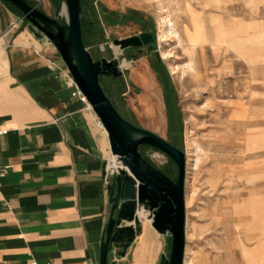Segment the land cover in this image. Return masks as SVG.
I'll return each instance as SVG.
<instances>
[{
    "label": "rangeland",
    "instance_id": "obj_1",
    "mask_svg": "<svg viewBox=\"0 0 264 264\" xmlns=\"http://www.w3.org/2000/svg\"><path fill=\"white\" fill-rule=\"evenodd\" d=\"M61 5L58 0L54 17L58 21L64 20ZM92 7L95 13L101 12L100 7ZM128 10L140 14L124 22L111 14ZM190 12L207 29L193 47L183 32V26H191ZM165 14L180 33L179 45L160 36ZM91 17L96 23L95 15ZM98 20L93 38L86 36V48L94 60L114 58L126 69L122 76H99L105 94L126 120L155 133L185 155L184 264H259L260 258L248 261L246 252L264 234V0H113L106 4V23ZM226 20L248 26L253 54L248 118L235 113L245 100L241 52L234 54L236 63L230 67L231 49L225 37L216 41L215 25ZM140 31H150L155 37L142 58L131 59L133 48L115 52L113 39ZM236 36L240 43L243 33L238 31ZM162 50L170 57L163 58ZM123 60L128 65H122ZM189 60L199 72L197 80L186 66ZM169 63L178 65L176 73H171ZM145 77L155 85L153 99L146 91ZM152 107L160 113L161 127L149 112ZM139 150L152 165L176 179L177 166L168 155L147 145ZM110 155L108 148L107 158ZM141 225H148L159 242V264L162 256L168 257L171 236L158 233L151 221H141Z\"/></svg>",
    "mask_w": 264,
    "mask_h": 264
},
{
    "label": "crops",
    "instance_id": "obj_2",
    "mask_svg": "<svg viewBox=\"0 0 264 264\" xmlns=\"http://www.w3.org/2000/svg\"><path fill=\"white\" fill-rule=\"evenodd\" d=\"M25 1L56 15L58 0ZM84 2L103 11L113 0ZM47 40L0 0V264H99L109 142ZM148 231L113 245L108 261L156 264L159 245L140 248Z\"/></svg>",
    "mask_w": 264,
    "mask_h": 264
},
{
    "label": "water",
    "instance_id": "obj_3",
    "mask_svg": "<svg viewBox=\"0 0 264 264\" xmlns=\"http://www.w3.org/2000/svg\"><path fill=\"white\" fill-rule=\"evenodd\" d=\"M14 5L57 50L66 65L77 89L84 96L102 127L106 130L111 154L117 156L122 167L111 174L109 198L111 210L100 244L99 264H113L108 253L113 245L126 247L140 232L139 208L147 211L152 227L160 234L171 236L168 257L162 256L159 264H184L185 155L173 144L155 133L126 120L115 108L101 87L99 76H122L116 59L100 57L94 60L82 39V7L80 0H62L67 14L58 21L25 0H5ZM155 37L150 31L112 40L120 50L135 48L143 55L152 48ZM147 145L168 155L177 166L173 180L152 165L141 153L140 146ZM104 162V167H106Z\"/></svg>",
    "mask_w": 264,
    "mask_h": 264
},
{
    "label": "bare ground",
    "instance_id": "obj_4",
    "mask_svg": "<svg viewBox=\"0 0 264 264\" xmlns=\"http://www.w3.org/2000/svg\"><path fill=\"white\" fill-rule=\"evenodd\" d=\"M60 13L65 16L67 14L66 11V5L63 3L61 5ZM190 23L191 26H183V32L186 36V41L188 44H190L192 47L196 45L205 35L204 33V27L201 24V22L198 21L197 17L190 12ZM216 29V41H222L221 38L225 37L226 44L231 49L228 56H230V67L235 65V59L234 54L236 52H241L242 59H243V67H244V86H243V93L245 96V100L241 103L239 109H236L235 113L238 115L239 112H241V115L245 118H248V113L250 111L251 106V93H252V75H253V54L250 46V37L248 36V26L241 24L240 26H237L236 23L232 20H226L224 23L218 22L217 25H215ZM207 32V29L205 30ZM240 31L243 33V38L241 42H238L236 33ZM160 36L163 38L162 40H166L165 38L168 36L169 38H172L173 41H176L179 45L181 42V36L180 33L173 27L170 19L168 18V14H165L161 17V28H160ZM22 37V36H21ZM115 52H118L119 48L118 46H114ZM186 51V49L184 48ZM187 53L189 56H192L193 52L191 50H187ZM162 57L167 58L170 57V54L166 50L161 51ZM191 58V57H190ZM122 65H128V62L122 61ZM187 68L190 71L191 76L197 80L199 78V72L195 71L191 61L187 63ZM168 67L171 71V73H176L178 69V65L174 63H169ZM145 85H146V91L150 95V98H154L153 96L156 93L155 85L147 78L145 77ZM88 103V102H87ZM89 105V104H88ZM90 106V105H89ZM149 112L156 118V123L159 127H161L162 119L160 116V113L158 110L149 109ZM99 125L102 127L101 123L99 122ZM103 128V127H102ZM105 135L107 136L106 130L103 128ZM198 160V154L196 153L195 156V163ZM120 167H122L120 161L118 160L117 156L114 154H111L110 157L107 159L106 162V168L111 172H116ZM137 216L138 218L144 223H149L150 220L147 216V211H144L143 209L139 208L137 210ZM260 243L254 248H251L246 252V258L248 261L260 258L261 261H259V264H263L264 261V234L260 237ZM159 242L156 240L155 234L148 231L145 232L141 237L140 242V248L141 252L145 251L147 247H158ZM186 264V261H185Z\"/></svg>",
    "mask_w": 264,
    "mask_h": 264
},
{
    "label": "trees",
    "instance_id": "obj_5",
    "mask_svg": "<svg viewBox=\"0 0 264 264\" xmlns=\"http://www.w3.org/2000/svg\"><path fill=\"white\" fill-rule=\"evenodd\" d=\"M81 1V7H82V39H83V43L85 46H87L86 44V36H88L89 38H93V26H96L98 23V14L99 13H95V9L94 7H86V4L84 2V0H80ZM89 10V12H88ZM92 14L95 15L96 17V23L93 20V18L91 17ZM112 15H115L116 17L119 18L120 22H124L126 20H134L135 15H138L140 13L134 11V10H128L125 13H120L118 11H111ZM100 18L102 19V21H104L106 23V10H103L100 12ZM98 26V25H97ZM144 29L148 28L147 26H143Z\"/></svg>",
    "mask_w": 264,
    "mask_h": 264
},
{
    "label": "flooded vegetation",
    "instance_id": "obj_6",
    "mask_svg": "<svg viewBox=\"0 0 264 264\" xmlns=\"http://www.w3.org/2000/svg\"><path fill=\"white\" fill-rule=\"evenodd\" d=\"M130 53H132L133 55H137V52H135V48L131 49ZM106 76H112V75H106Z\"/></svg>",
    "mask_w": 264,
    "mask_h": 264
},
{
    "label": "built area",
    "instance_id": "obj_7",
    "mask_svg": "<svg viewBox=\"0 0 264 264\" xmlns=\"http://www.w3.org/2000/svg\"><path fill=\"white\" fill-rule=\"evenodd\" d=\"M71 79H72V78H71ZM72 80H73V79H72ZM79 94H80L81 98L85 100L84 96H83V95H82L80 92H79ZM98 122H100V121L98 120ZM106 171H108V169H107V168H106ZM109 173H110V174H112V172H111V171H110Z\"/></svg>",
    "mask_w": 264,
    "mask_h": 264
}]
</instances>
